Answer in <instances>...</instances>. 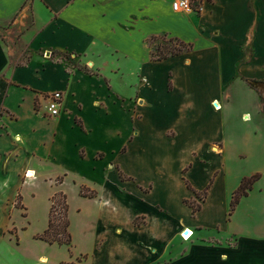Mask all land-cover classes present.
<instances>
[{
  "label": "crops",
  "instance_id": "1",
  "mask_svg": "<svg viewBox=\"0 0 264 264\" xmlns=\"http://www.w3.org/2000/svg\"><path fill=\"white\" fill-rule=\"evenodd\" d=\"M174 1L0 0V210L16 248L36 223V245L65 254L52 264H264V0ZM159 37L191 49L154 61ZM60 192L71 246L36 238Z\"/></svg>",
  "mask_w": 264,
  "mask_h": 264
},
{
  "label": "trees",
  "instance_id": "2",
  "mask_svg": "<svg viewBox=\"0 0 264 264\" xmlns=\"http://www.w3.org/2000/svg\"><path fill=\"white\" fill-rule=\"evenodd\" d=\"M172 41V40H171ZM177 42V47L169 48V47H158L156 50L157 53H153L154 61H162L171 56H177L181 53L188 51L191 49L190 45L184 44L179 40H175ZM259 180V176H253L251 178H245L240 187L234 193L231 201V214L235 212L237 206L239 205L241 199L249 195V192L253 189V185ZM206 192L203 194H198L197 197L199 199L204 200L206 196ZM81 195L84 197H96L97 193L95 191H91L85 186L81 187ZM201 195L203 198H201ZM63 200V214L58 212L59 200ZM185 203L192 207L193 212L196 213L200 209V205H196L194 202H190L185 200ZM62 215V225L57 222L60 219L56 218V215ZM70 220H69V205L68 198L64 193H57L52 198V207L50 211V220L49 227L42 234L36 236L37 239L48 242L49 244H58L60 246H71L72 244V235L70 233Z\"/></svg>",
  "mask_w": 264,
  "mask_h": 264
},
{
  "label": "rangeland",
  "instance_id": "3",
  "mask_svg": "<svg viewBox=\"0 0 264 264\" xmlns=\"http://www.w3.org/2000/svg\"><path fill=\"white\" fill-rule=\"evenodd\" d=\"M151 43L155 48L153 50V53H157L156 50L158 49V47L162 48L167 46L169 48H174L178 46L175 40L167 37L154 38L151 40ZM61 57L65 61L69 62L73 67L86 69L85 67L77 63L68 53L61 54ZM25 178H28V176L25 175ZM201 198H203L202 195ZM198 200L191 199L188 201L194 202L196 205H200V201L202 199H200V201ZM63 205H64L63 200L62 199L59 200L58 212L62 214H63ZM19 206H21V203H19ZM56 218L60 219V221H58L57 223L62 225L63 224L62 215L58 214L56 215ZM5 225H6V214L2 210H0V264H42L38 261L39 257L36 255L45 256V257L47 256L48 259L50 260V264H52L51 262L52 260H57L65 256V254H63L61 251L50 253L49 250L46 249L47 251H43V249L40 248V246L36 245V242L33 240V236L37 233H40L39 230L41 229V226L39 224L36 223L33 224L32 227H30L26 232L23 233L22 248H16L14 242L11 241L10 238H8V235H6V237L3 236ZM17 225L18 227H20L18 223ZM7 231H5V234L11 233L14 237L18 238L17 229L14 228L12 225L9 227ZM28 254H33L36 257L33 258L31 257L32 259H30Z\"/></svg>",
  "mask_w": 264,
  "mask_h": 264
},
{
  "label": "built area",
  "instance_id": "4",
  "mask_svg": "<svg viewBox=\"0 0 264 264\" xmlns=\"http://www.w3.org/2000/svg\"><path fill=\"white\" fill-rule=\"evenodd\" d=\"M202 0H175L172 3V10L174 12H191V11H201V9H195V3ZM47 111L48 115L52 118H56L61 114V107L63 103V94L61 92L50 93L47 97ZM219 108V107H217ZM192 236L189 232L188 235H181L182 239L187 241Z\"/></svg>",
  "mask_w": 264,
  "mask_h": 264
},
{
  "label": "water",
  "instance_id": "5",
  "mask_svg": "<svg viewBox=\"0 0 264 264\" xmlns=\"http://www.w3.org/2000/svg\"><path fill=\"white\" fill-rule=\"evenodd\" d=\"M185 233H186V235H188V234H189L188 230H186V232H185Z\"/></svg>",
  "mask_w": 264,
  "mask_h": 264
}]
</instances>
